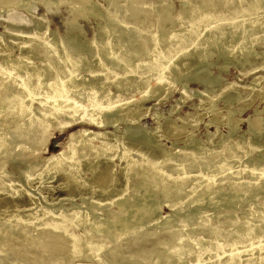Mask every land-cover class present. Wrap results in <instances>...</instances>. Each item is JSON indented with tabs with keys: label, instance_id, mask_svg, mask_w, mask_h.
Masks as SVG:
<instances>
[{
	"label": "bare ground",
	"instance_id": "6f19581e",
	"mask_svg": "<svg viewBox=\"0 0 264 264\" xmlns=\"http://www.w3.org/2000/svg\"><path fill=\"white\" fill-rule=\"evenodd\" d=\"M142 1L131 0L126 9L127 13L135 15L141 11ZM233 1L223 0L219 9H213L216 0H204L191 6L188 11L182 10L179 15L181 17L174 24H170V28L166 29L162 36L158 33L162 23L151 28L147 18L143 17L138 20V25L141 27L135 30L137 34L139 33L138 38H134L135 36L131 34L127 40L112 39L110 30H102L101 35L96 34L91 40L83 42L68 31L59 39L51 31L49 37L45 35L42 37L31 31L27 33L26 39L18 42L17 48L20 50L18 57L12 56L10 44L3 45L0 42V159L2 160L0 162L2 165L5 164L8 157L6 154L9 152V156L11 155L13 159L18 157L19 162H23L27 154L21 156L22 150L37 152L39 149L40 151V145L46 142L51 127L62 129L67 126L65 124L74 120L70 117L80 116L84 122L87 121L98 128L126 122L125 128L130 129H127L130 135L125 141L115 138L114 134L110 138V133L106 130L94 131L82 128L78 130L79 132L70 135L63 149L42 160L41 173H47L49 170L63 171L72 174L71 176L74 177L72 180L76 181L81 179L80 173L85 169L95 177L97 169L117 157L124 163L122 171L125 184L120 189L113 190L119 181L116 174H113L109 185L112 188L102 186L98 192L111 194L110 201H116L124 212L130 206L123 194L126 193L129 182L135 179L138 180L137 190L142 192L141 196H138V203L149 204L157 211L158 204L164 202L173 214L188 205L197 209V206L203 203L212 205L223 202L221 204L225 205V209L227 207L225 211L227 218L228 213L237 210L242 200L253 199L257 194L264 192V164L251 165L248 164L250 160L246 159L247 164L243 165L240 161L243 143L247 142L252 146L262 145L264 141H254L252 135L233 145L228 143L225 151L220 150L217 154L213 151L214 147L203 148L200 142L191 141V158L187 155L173 156L167 150H164L161 156H148L142 147L159 145L156 141H152L153 138L151 139L146 133L147 130L144 132L139 124L134 122L137 118H129L123 109L121 98L122 94L138 91L142 87L149 88L148 80L153 77H156V87L165 86L169 79L176 80L180 65L185 63L184 59L197 55L206 58L208 56L206 47L210 43L216 45L221 53L222 49L228 52L235 48L242 49L247 41H254L256 38L254 31L264 30L262 27L264 0H237L241 4L235 8L232 5ZM84 2L89 11H94L95 5L92 1ZM112 6L111 0H108V7L113 9ZM109 8L108 11H111ZM229 32L231 35L227 36ZM13 33L17 35V32ZM235 35L239 38L237 42H233ZM222 38H225L226 47L218 42ZM259 38L264 39V35ZM0 40L3 41L2 35ZM12 41L14 40L10 43ZM134 41L139 46L130 51L125 43ZM116 47L118 50H115ZM33 56L40 60V65L33 63L30 59ZM181 61L183 62L180 63ZM89 73L95 75L102 83L98 89L86 87L92 83L87 79ZM109 85H112L115 91L109 90ZM227 96L231 100L236 99L239 94L227 93ZM228 125V132L232 133L234 126L231 123ZM221 142L217 144L220 145ZM38 165L32 163L23 172L20 171L28 180L32 178V170ZM73 169L76 172L73 173ZM9 179L0 176V196L18 194L17 186L9 182ZM82 181L83 186L89 188V183ZM89 191L93 192L94 188H89ZM156 195L161 197L158 202L154 201ZM102 205L105 206V203ZM247 208L249 210L244 213L250 212L251 216L247 218L243 214L238 217L234 213L236 219H231L230 216L231 218L222 221L223 223L231 221L228 227L224 226L226 229L222 228L225 224H213L209 216L204 217L205 219L200 217L201 220L185 218L187 221L184 222L182 218V227L178 225L181 228L173 232L171 237L174 238L171 239L173 243L176 240L178 243L170 246L167 251L158 250L159 252L154 253V251L153 254L145 255L140 264H264V208L254 203ZM29 214L31 218L28 222L24 216H20L13 223L7 222L4 226L1 224L3 227L0 228L2 230L0 237H6L18 229L24 239L31 240L33 246H37L40 239L44 242L53 241L54 246L49 247L48 252L59 254L66 249V253L71 256L79 254L84 258H96L106 244L104 226L107 224L118 226L116 231L120 233L125 228V225L117 224L123 220L121 217L123 214L112 216L110 223H108L109 217H106L108 222L105 223L104 216V223L98 221L89 224L90 231L92 230V234L94 232L93 237L92 234L88 237L90 232L88 236L86 235L88 232L70 235L73 227H80L84 215L77 216L74 211L55 212L52 209L33 210ZM125 222L124 219L123 223ZM201 222L202 237H197L199 234H196V230L192 233L188 228L190 233L182 234V229L186 226L194 228ZM167 223L165 222L164 225ZM114 235L112 237H116ZM38 236L39 239L36 238ZM141 257L143 258V255Z\"/></svg>",
	"mask_w": 264,
	"mask_h": 264
},
{
	"label": "rangeland",
	"instance_id": "374dc122",
	"mask_svg": "<svg viewBox=\"0 0 264 264\" xmlns=\"http://www.w3.org/2000/svg\"><path fill=\"white\" fill-rule=\"evenodd\" d=\"M84 1L0 0V35L3 38V41L0 40V42L3 45L10 44L12 46V56L18 57L20 53L17 48L18 42L26 39L27 33L31 31L42 37L44 35L49 37V32L51 31L54 32L57 39L68 31L73 37H78L83 42L91 40L96 34L101 35L102 30H110L112 39L127 40L131 34L135 36L134 38H138L139 33L137 34L135 30L141 27L138 25V20L143 17L147 18L151 28L156 27L161 22L162 27L158 33L162 36L164 31L170 28V24H174L181 17L179 15H181L182 10L188 11L191 6L204 0H143L142 9L135 14L136 16L126 11L131 0H111L113 9L108 7V0H90L95 5L93 6L94 11H89ZM222 1L216 0L215 5L212 6L213 9H219ZM233 2L234 8L241 4L237 0ZM108 8L111 11H108ZM223 10L227 11V9ZM262 27H264V24ZM13 32H17V35ZM254 32V37H256L254 41H247L242 49L235 48L229 52L222 49L220 53L216 45L213 43L208 44L206 47L208 56L206 58L197 55L190 59H184L185 63L180 65L177 79H169L163 87H156V77H153L148 80L147 85L149 88L142 87L138 91L121 95L122 103L124 104L123 109H125L129 118H137L134 122L138 123V126L144 132L147 130L146 133L151 139L153 138L152 141H156L159 145V148L153 144L143 146L142 150L148 156H161L162 152L167 150L173 156L187 155L191 158V141L200 142L203 148L214 147L213 151L216 154L220 150L225 151L228 143L233 145L237 141H244L252 135L254 141H264V39L259 38V36L264 35V30L261 29L259 32L257 30ZM229 34L231 35L229 32L227 36ZM238 39V36L235 35L233 42H237ZM11 40L14 41L10 43ZM218 42L221 43V46L226 47L225 38L219 39ZM125 45L130 51L137 49L136 47L139 46L136 41L133 43L126 42ZM115 50H118V48L116 47ZM248 52H251L250 55ZM30 59L36 65L41 64L40 60L34 56ZM94 65H96V62ZM87 79L92 81L91 85L86 86L87 88L98 89L100 84H102L91 73L88 74ZM105 83L107 84L108 82L105 80ZM109 90L115 91L112 85H109ZM227 93H236L239 96L236 99L229 100ZM104 103L102 104L105 105L106 103ZM76 117L77 119L75 120ZM70 118L74 120L69 124H65L67 126H64L63 130L58 127L49 129V138L47 137L46 144L43 143L45 146L43 144L40 145V151L39 149L37 152H31L28 149L22 150L21 156L27 154L23 162H19L18 157L14 158V160L11 155L9 156L10 152L6 154L8 157L5 160V164L2 165V160L0 159L1 172L5 174L3 175L0 172V176L5 179L12 177L8 181L17 186L18 190V194L14 196L8 194L0 196V225L4 226L7 222L13 223L20 216H24V219L28 222L31 218L30 211L52 209L55 212L72 213L74 211L77 216L84 215L85 218L83 217L84 220L80 223L83 226L73 227L70 235L71 233L72 235H79L88 232L86 234L88 236L90 232L88 237H91L90 223H97L98 221L99 223H104V221L107 223L108 220V223H110L112 216L120 214H123L121 216L123 220L117 224L119 226L125 225L124 231L120 233L116 231L119 228L118 226L105 225L103 234H106H104L106 237L104 242L106 244L99 251L101 253L98 252L99 254L96 258H84L80 257L79 254L68 255L66 249L59 254L48 252L47 249L54 246L53 241L52 243L44 242L43 239H40V243L37 246H33L31 240L24 239L22 232L16 229L10 235L0 237V263L2 264H8V262L10 264H19V261L22 263V260L23 264L27 262V264H30L32 261V264H140L143 262L145 255L153 254L154 251V253L163 252L164 249L167 251L170 246L178 243V240L175 243L171 240L174 239L171 238L173 237L172 233L179 230L182 227V223L187 221V218L188 220L191 218L201 220L200 217L205 219L204 217L208 218L209 216L213 224H225L222 226L224 228V226L228 227L231 221H227V223L222 221L231 218L230 216H232L231 219H236L237 216L245 214L244 212L249 210L247 206L254 203L264 208V192H261L253 199L242 200L236 208L237 210L230 212V214L228 213L227 218H225L227 207L225 209V205L221 204L223 202L212 205L203 203L201 206H197L198 210L196 207L188 205L187 207H182L174 214L170 212L167 204L161 202L158 204V210L156 211L149 204L138 203V196H141L142 192L137 190L138 180L135 179L129 182L126 193L123 194L131 208V210L129 208L124 212L116 201H110L112 198L111 194H100L98 192V189L102 188V186L111 187L109 186L110 178L113 174H116L119 179L113 190L120 189L125 184L123 183L125 179L122 171L124 163L117 157L107 161L106 164L97 169L95 177H92L85 168L80 173L81 179L76 181L72 180L74 179L71 176L72 174L69 175L63 171L54 172L49 170L47 173H41L42 160L63 149L66 142L69 141L70 135L79 132L82 128L94 131L106 130L110 133V138L114 134L115 138L120 140H125L130 135V129L125 128L126 122H119L116 125L108 124L103 128H98L86 121L87 124L80 116ZM228 123L234 126L232 133L228 132ZM219 142H221L220 145L217 144ZM242 147L243 154L240 161L243 165L247 164L246 159L250 160L248 164L251 165L264 164V143L251 146L245 142ZM32 163L39 165L32 170V178L27 180L26 175L24 176L22 172ZM72 172L76 171L73 169ZM49 174L52 176L50 177ZM6 175L9 176L7 177ZM82 180L89 183V188H94V191L91 192L89 188H85ZM87 192L89 193L87 194ZM160 200L161 197L159 195H156V199L154 197V201L158 202ZM101 203H105V206ZM170 214H172V217H170ZM245 216L249 218L251 216L250 212H246ZM106 217H109L108 220ZM124 219L125 223H123ZM181 219L183 222H181ZM129 220L130 222H128ZM84 222L89 223L85 224ZM165 222H168V226L164 225ZM129 224L131 225L130 227L128 226ZM202 224V222L201 224L198 223L194 228L186 226L182 229V234L193 233V230H196V234H199L197 237H202V234H200V228H203ZM2 225L0 226L1 229ZM187 228L191 231L189 232ZM45 233L47 232L45 231ZM42 234L44 235V233ZM112 235L116 237H112ZM40 236L36 238L39 239ZM142 255L143 258L141 257Z\"/></svg>",
	"mask_w": 264,
	"mask_h": 264
}]
</instances>
